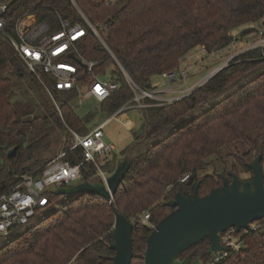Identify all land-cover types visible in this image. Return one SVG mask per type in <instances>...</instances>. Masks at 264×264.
<instances>
[{"label":"trees","instance_id":"16d2710c","mask_svg":"<svg viewBox=\"0 0 264 264\" xmlns=\"http://www.w3.org/2000/svg\"><path fill=\"white\" fill-rule=\"evenodd\" d=\"M77 7L96 28L97 36ZM23 12L34 13L50 31L61 28L60 19L84 28L75 42L79 54L95 62L96 73L109 72V78L118 83L106 98L91 99L106 115L114 114L133 96L127 77L150 90L158 86L155 76L183 69L182 59L196 47L208 54L218 51L237 39L232 30L245 23L251 26L241 35L253 32L256 38L260 28L264 32V0H11L4 13L5 30L10 35H14L15 17ZM72 62L80 81L87 80L83 66ZM39 75L52 89V78L42 72ZM12 76H28L30 88L39 84L38 77L0 35V194L21 174L40 171L47 160L36 151L50 140L48 131L53 125L80 135L93 128L88 124L92 114L87 111L80 117L70 103L73 100L83 105L77 103L75 89L53 90L55 103L30 101L28 109L17 108L10 98L14 92ZM223 92L226 94L219 100L209 102ZM143 101L156 102L149 97ZM36 106L40 109L33 114ZM139 109L141 126L132 131L133 140L124 148L102 153L96 162L84 160L80 146L63 156L72 163L82 162L79 182L97 180L98 167L110 174L120 159L118 154L130 155V168L111 202L134 223L131 264H144L145 241L151 231L139 219L143 211L157 223L171 209L167 201L177 191L191 192L192 182L199 179L198 195L204 194L222 184L220 173L228 180L231 171L239 177L241 172L251 175L248 162L257 154H261L263 166L264 45L234 55L222 69L179 99ZM13 147L14 154L7 156L6 151ZM207 168L212 172L201 174ZM184 173L189 174L191 183L179 181ZM58 196L52 191L46 208ZM70 198L44 218L37 217L14 228H19L16 232L10 231L0 244V264H112L109 256L114 251L108 244L113 240L115 215L110 201L89 193ZM241 240L242 246L231 248L217 264H264V228L249 231ZM208 244L209 238L204 236L180 257L191 253L194 258ZM208 256L204 254L202 259Z\"/></svg>","mask_w":264,"mask_h":264},{"label":"built area","instance_id":"2783aa9c","mask_svg":"<svg viewBox=\"0 0 264 264\" xmlns=\"http://www.w3.org/2000/svg\"><path fill=\"white\" fill-rule=\"evenodd\" d=\"M10 1L0 0V35L10 42L15 53L25 63L28 71L38 77L39 82L46 88L49 98L54 103L53 90L66 91L68 89H75L77 92V103L83 104V100L86 98L97 101L104 99L112 90L118 87L115 79L113 80L109 76L104 77L101 73H96L93 70L94 61L79 54L75 42L84 34V28L78 23L71 25L66 19H60L61 28L50 31L48 25L45 22L38 21L34 13L23 12L18 14L13 22L14 35L12 36L6 32L5 26L7 23L4 13ZM79 12L81 13V10ZM81 14L85 21H87L84 14ZM87 23L97 36L96 28L89 21ZM101 42L109 55L113 56L103 39H101ZM260 44L264 45V32L261 28L259 29V38L256 45ZM72 54L75 55V58L72 57ZM66 56H69L71 60H68ZM72 60H75L80 66H82V63L86 65L83 69L85 70V75L88 76L87 80L80 81L77 74V66ZM40 72L52 78L50 82L51 87H53L52 89L40 78ZM124 74L126 75V72ZM163 76L167 77L166 86L144 90L126 75L128 84L132 87L134 94L115 113L133 106L142 108L152 104L174 101L190 93L191 90L175 98L165 95L166 92L177 91L170 89V86H174V83L179 81V78H184V69L163 73ZM147 97L152 98L156 102L143 101ZM102 127L103 124L99 123V125L83 135L72 131L74 141L66 150L47 160L39 168L40 171L38 173L21 174L19 180L11 188L0 194V236L4 238L8 237L12 229L35 221L40 213L39 210L49 205V194L52 191L58 187L72 185L69 183L73 181L77 182L81 174L80 164L82 162L72 163L69 160H64L63 156L69 149L80 146L84 154V160H92L94 162H96V158L100 154L115 149L112 142L104 139L105 134ZM95 166L98 167L97 163ZM108 175V171L100 167H98V171L95 174L97 180L100 182H105ZM189 177L188 173H184L179 181L188 180ZM149 218L148 212L143 211L139 219L151 231L156 223L153 220L150 221ZM262 228H264V217L250 221L248 228H241L240 230H236L233 226L227 228L225 231L220 232V239L218 241L225 246V249H216L207 258H201L199 264H217L228 255V251L231 248L237 249L242 246L241 236L249 233L251 230Z\"/></svg>","mask_w":264,"mask_h":264},{"label":"water","instance_id":"95a60500","mask_svg":"<svg viewBox=\"0 0 264 264\" xmlns=\"http://www.w3.org/2000/svg\"><path fill=\"white\" fill-rule=\"evenodd\" d=\"M72 56L75 57L74 54ZM82 66L86 67L84 63ZM224 66V63L217 65L191 91L202 85ZM15 150V147L8 149L7 156H12ZM261 158V154H257L248 162L251 175L247 178H241L231 171L230 180H228L224 174L220 173L222 184L210 189L207 193L198 195L201 182L199 179L192 182L191 192H175L167 201L171 209L156 223L146 237L143 263L199 264L204 254H210L216 249H225V246L218 242L220 232L232 226L236 230L248 228L250 221L264 217V169ZM130 163V155L119 159L105 182L85 179L55 189L59 195L89 193L102 196L110 201L115 215L112 228L113 240L108 244V247L114 251L109 256L112 264H131L133 255L132 229L134 223L117 211L111 202V197L117 191L125 172L130 168ZM187 181L191 183V177ZM204 236L209 238L205 251L200 252L194 258H191V253L180 257L184 250Z\"/></svg>","mask_w":264,"mask_h":264},{"label":"rangeland","instance_id":"374dc122","mask_svg":"<svg viewBox=\"0 0 264 264\" xmlns=\"http://www.w3.org/2000/svg\"><path fill=\"white\" fill-rule=\"evenodd\" d=\"M249 26H251V24L245 23L242 26L233 29L232 34H234L237 39L227 44V46L222 47L218 51L214 50L215 52L211 51V53L208 54L206 51H203L201 47H196L195 49L191 50L182 59L180 66L185 70L184 78H179V81L175 82L174 86H170V89H175L177 91L166 92L165 95L175 98L180 94H184L192 90L217 65L221 63H224L226 65L228 62L226 60H228V58H230L231 56L233 57V55H236L237 53L243 52L246 48L256 45V42L259 38L258 35H256V38H254L255 34L253 32L247 31L245 34L241 35L243 33V30H249ZM108 68L112 69L113 67L109 66ZM108 74H104L102 76L108 77ZM12 77L14 92L10 98L13 101V104L17 106V108L20 109V107H23L22 109H28L31 105L30 101L36 103H39L40 101L41 104H47V102L53 103L51 98H49L47 94L46 88L40 82H38L39 84H37V86L34 87L33 85L30 88L28 84V81L30 79L28 76H25L23 78H16L14 76ZM154 80L158 85L157 87L166 86L167 77L155 76ZM32 88L34 94L32 93ZM225 94L226 93L223 92L221 94L214 95L211 100H209V102L217 101ZM70 103L72 104V107L78 116L81 117L87 111L92 114V117L88 122V124L91 125V128H94V126L98 125L99 123L103 124L102 129L105 134L104 139L106 141L112 142L117 151L132 142L134 135L132 134V131L138 130L142 123L141 111L139 108L134 106L112 115H106L98 109L97 103L92 102L90 98L84 99L83 105H77L73 100L70 101ZM208 104L210 105V103ZM208 104H206V106H209ZM39 109L40 106H36L34 110H32V113L34 114L33 111H39ZM57 109L59 110V108ZM32 113H30V116H33ZM182 122L183 120L178 124H181ZM72 131L74 130L67 129L66 131L65 129L63 130L56 125H53L50 131H48L50 134V140L41 145V147H39V149L36 151L38 153V156L42 157V159L44 160L52 159V157L59 154L65 148H68L71 142L74 141L73 136L71 135ZM164 133H166V131ZM125 155L126 154L120 153L118 154V157L122 159ZM211 172L212 169L207 168L201 174ZM240 176L242 178H247L250 176V172H241ZM75 182L76 181H73L69 184H73ZM74 195L75 194L58 196L55 200V203H53L49 208L44 207L41 209L38 217L44 218V216H46L50 212L49 210L53 209V207H61L65 203L69 202V200L71 199L70 197ZM18 229H13L11 230V232H16ZM6 238L7 237H0V244L5 242Z\"/></svg>","mask_w":264,"mask_h":264},{"label":"crops","instance_id":"0c3cea01","mask_svg":"<svg viewBox=\"0 0 264 264\" xmlns=\"http://www.w3.org/2000/svg\"><path fill=\"white\" fill-rule=\"evenodd\" d=\"M108 142H110V141H108Z\"/></svg>","mask_w":264,"mask_h":264}]
</instances>
